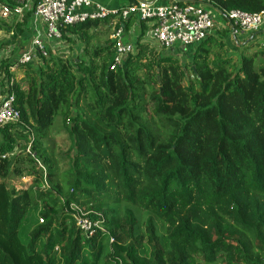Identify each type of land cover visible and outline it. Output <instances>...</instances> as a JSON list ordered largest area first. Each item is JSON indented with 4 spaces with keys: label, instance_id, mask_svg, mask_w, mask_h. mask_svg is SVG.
<instances>
[{
    "label": "trees",
    "instance_id": "trees-1",
    "mask_svg": "<svg viewBox=\"0 0 264 264\" xmlns=\"http://www.w3.org/2000/svg\"><path fill=\"white\" fill-rule=\"evenodd\" d=\"M203 1L225 19L264 12ZM31 13L0 25L21 35ZM134 25L116 64L111 32ZM146 29L120 11L66 27L75 58L36 52L20 81L0 57L20 115L0 127V264H264V49L231 51L223 30L185 48V64L141 43ZM57 118L61 175L46 144Z\"/></svg>",
    "mask_w": 264,
    "mask_h": 264
},
{
    "label": "built area",
    "instance_id": "built-area-1",
    "mask_svg": "<svg viewBox=\"0 0 264 264\" xmlns=\"http://www.w3.org/2000/svg\"><path fill=\"white\" fill-rule=\"evenodd\" d=\"M13 5L0 2V18L6 19L12 14L21 16L31 11L44 24V39L48 42H60L62 30L66 27L103 19L110 13L105 8L93 4L90 0H12ZM202 0H177L172 4L155 6L148 3H138L120 9L123 20L135 17L141 21H154L150 31V42L163 50L175 47L189 48L203 42L214 27L212 14L204 4L196 3ZM116 13V12H114ZM233 36L239 33L251 34L257 32L264 22V12L247 14L231 11L226 15ZM124 29L114 31L110 39L115 46V63L131 53L134 49L130 42L123 40ZM44 41L33 38L29 50L18 59L13 60L10 72L13 74L18 65L26 64L35 59V53L45 55ZM264 49V44L260 46ZM8 58L7 56H5ZM14 78V77H13ZM11 85V83H10ZM15 97L9 92L8 86H0V127L19 120V112L15 108ZM76 226L83 232L91 233L97 223L91 222L86 215L77 211L74 215Z\"/></svg>",
    "mask_w": 264,
    "mask_h": 264
},
{
    "label": "crops",
    "instance_id": "crops-1",
    "mask_svg": "<svg viewBox=\"0 0 264 264\" xmlns=\"http://www.w3.org/2000/svg\"><path fill=\"white\" fill-rule=\"evenodd\" d=\"M93 4L99 5L103 8H105L106 10H108L110 13H114L117 11H120V9L132 6V5H136L138 3H148V4H153L155 6H161V5H168V4H172L173 2L177 1V0H90ZM196 3H202L205 5V7L207 8V10L212 14L213 20H214V27L211 30L210 34L211 35H217V32H221L223 30H227L226 35L223 37V42L225 43V45L227 46V48L231 51H238L236 49H241L243 46H254L253 49H258L260 48L261 44H264V22L262 24V26L260 27V29L257 32L251 33V34H246V33H239L237 36H233L229 27V22L227 19L225 18H221L219 13L210 8L207 7V5L204 3V1L202 0L200 1H196ZM27 12V11H26ZM30 12V11H28ZM135 20H137L135 17H132ZM138 21V20H137ZM154 21H145V27L146 29V33L145 36L143 37L142 41H140L143 44H148L150 48H153L155 51L157 52H172L175 48L170 49V50H163L160 49L157 46H153L150 42V31L151 28L153 27ZM23 33L20 34H14L17 31H15V29H9L8 32H10V34L13 36L14 35V39L15 42H20L21 44L19 45V49H21L23 47V50H28L27 47L29 46V44L31 43L33 38H40L44 41V46L46 47H50L51 49L54 48L56 45L62 48H65L62 40L60 42H48L44 39V24L43 22L35 17L33 15V12L31 13V15H29L25 25L22 27ZM129 35L128 40H126L127 38H124V35ZM139 34V26L138 25H134L129 31L125 32L124 31V35H123V40H125V42H130L132 44L133 47H135L136 44V38L137 35ZM20 35V36H18ZM21 40V41H20ZM9 49V48H8ZM11 50L13 48H10ZM80 50L79 46H76V50ZM181 51V53L186 52L187 49H179ZM3 55L0 54V57ZM6 58V57H4ZM10 62H12L13 60H16L15 58L8 57ZM21 70H16L15 73H13L14 79L16 81H20L21 78L23 77V72L21 71V73L19 72Z\"/></svg>",
    "mask_w": 264,
    "mask_h": 264
},
{
    "label": "rangeland",
    "instance_id": "rangeland-1",
    "mask_svg": "<svg viewBox=\"0 0 264 264\" xmlns=\"http://www.w3.org/2000/svg\"><path fill=\"white\" fill-rule=\"evenodd\" d=\"M111 35H112V32H111ZM12 38H13V36L10 34V32H8L5 29V26L0 25V50L2 51L4 56L11 57L13 60V58L18 59L22 54L26 53L29 50L31 43L27 47L28 50H23V47L21 49H19L18 47L21 43L18 41L15 42V39L13 41ZM124 38H127L126 40H128L129 35L125 34ZM63 44H64L65 48L59 47L60 45L59 46L56 45L52 49L50 47L45 46L44 50L49 49L51 51V53H53L54 56L63 57V58L68 56L70 58V60L72 61L75 58V54H77V52H79L81 50V47H82L81 44H78V45L77 44L76 45H70V44H65V43H63ZM76 46L77 47L79 46L80 50H78V49L76 50ZM10 48H13V49L11 50ZM179 49H180L179 47H175V49L172 52L165 51L163 53H165L166 55L167 54L172 55L175 59H177L181 63H185V64L188 63V61H189V50L186 53L185 52L181 53V51ZM252 51H256V49L255 50L252 49ZM233 55L236 57V53H233ZM35 56H36V60L33 61L34 64H36V62H37L36 53H35ZM19 72L21 73V71H19ZM53 124L54 125L48 131L49 134H48L46 144L49 148V151H51L53 154V159L55 160V165H57V168H58L57 174L61 175L63 173V171L67 168V165L61 161L60 156L68 149L69 143L67 141L66 135L60 131V119L59 118L55 119V122ZM29 182H30V179L25 178V179H22L20 181L15 182V184L16 185L27 184ZM38 222L41 224V219H38Z\"/></svg>",
    "mask_w": 264,
    "mask_h": 264
},
{
    "label": "water",
    "instance_id": "water-1",
    "mask_svg": "<svg viewBox=\"0 0 264 264\" xmlns=\"http://www.w3.org/2000/svg\"><path fill=\"white\" fill-rule=\"evenodd\" d=\"M182 49H184V48H182Z\"/></svg>",
    "mask_w": 264,
    "mask_h": 264
}]
</instances>
